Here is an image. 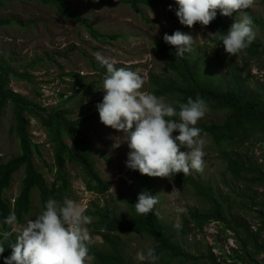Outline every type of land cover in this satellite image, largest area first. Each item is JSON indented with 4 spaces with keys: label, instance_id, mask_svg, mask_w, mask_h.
Here are the masks:
<instances>
[{
    "label": "rangeland",
    "instance_id": "obj_1",
    "mask_svg": "<svg viewBox=\"0 0 264 264\" xmlns=\"http://www.w3.org/2000/svg\"><path fill=\"white\" fill-rule=\"evenodd\" d=\"M70 10L79 16L88 18L94 28L100 34L121 33L120 38L109 40L94 39L85 26L79 23L74 17H62L52 8L40 5L33 0H10L0 4V19H16V22H7L0 25V59L10 62L14 73L10 75L8 88L15 93L28 96L34 93L35 88L41 89L40 105L49 108L55 105L60 99V94L67 92L74 93V78L70 74L80 76H92L98 81L91 89L86 88L78 92L72 100L66 104L74 110L73 118L81 116H92L90 121L82 127L84 134L94 144L95 149L92 156V168L94 172L110 183V190L103 196H98L88 187V169L78 163L67 162V174L65 181L66 188L61 192L53 193L49 198L61 195L64 199L68 197L82 203L87 211L90 210V203L96 202L100 207L106 204L116 206L120 213L126 212V203L137 197L142 192L140 181L135 174L138 170H131L126 167L125 161L129 148L127 142H123L122 132L107 127L100 122L96 105L103 99L102 89L103 78L93 69L91 61L97 62L96 54L100 53L105 58L117 61L116 67L130 65L133 71L146 75L147 79L143 86L144 91L152 92L153 85L150 82L151 76L164 77L171 74L168 60L155 54V41L164 40L165 33L171 35L176 30L190 34L194 38L193 47L196 52L205 54L208 73H216L220 83L227 84L229 76V59L238 64L243 77L246 79L245 86L249 90L264 91V61L258 58L246 61L241 55L228 56L224 49L216 46L213 48L214 29L196 24L189 28L180 24L179 19H170L161 2H157L155 9L148 6H140L141 12L122 3H93L87 0H67ZM255 20L264 23V0H255L252 8L247 10ZM242 13H233L228 16L230 25L239 19ZM255 32L254 41L264 43V29L252 25ZM253 41V42H254ZM68 50V52H66ZM66 52V53H65ZM41 59L36 66H31V60ZM29 64V66H28ZM59 64H62L61 67ZM28 73L34 78L27 82L21 78L22 74ZM66 94V93H65ZM154 94V93H153ZM55 95H59L56 97ZM55 96V97H54ZM157 96V95H156ZM162 97L166 103L174 102L171 98ZM87 99V102L84 101ZM30 120L29 132L32 141L37 145L33 154V161L44 175L47 188L51 189L53 184L58 183L56 175L58 168L54 157L56 146L49 140L48 134L40 124L33 112L26 113ZM226 112L208 108L205 116L196 125L208 126L211 123H222L226 120ZM16 123L13 114L12 104H9L0 120V156L6 161L20 153L18 139L14 132H11V125ZM246 132V131H245ZM242 132L238 142L222 143L216 146L209 136H204L206 152L205 166L203 172L193 170L188 176L201 184L209 186L223 202L224 213L229 220H240L247 223L252 231H256L261 225L258 210L264 202V182L254 181L255 174H243L234 176L227 169L225 155L233 158L238 156L246 161L248 165L260 167L264 173V139L262 132L253 134ZM178 135V132H174ZM65 145H70L68 137H63ZM24 169L14 174L12 186L6 190L4 197L11 201V209L14 210L16 198L22 188ZM156 194L159 198V214L162 223L176 235L174 240H180L185 248L194 253H213L218 261H225V256H230L232 249L242 253L241 246L234 233L227 230L224 224L214 221L204 231L198 229L190 233L181 232L183 224L193 227L190 219L191 210H198L205 214L214 204L203 196L202 189L198 191L194 185L176 180L170 181L167 178L156 177ZM174 195L170 196V192ZM58 201V200H57ZM59 203H62L58 201ZM32 204L34 209L23 214V220L17 226H26L30 219H34L43 210L40 198L35 192ZM98 222L97 217L93 218ZM93 246L99 250L109 248L104 244L103 231L96 227ZM239 239L244 238V232L239 229ZM118 240L124 252L133 264H148L136 259V253L145 250L155 243L145 234L118 235ZM259 242L264 244V231L261 233ZM251 244L250 241L247 242ZM222 252V253H221ZM225 255V256H224ZM6 256V253L0 255ZM254 257L264 264V252L255 253ZM169 264H191L192 261H180L174 259ZM229 262V261H228ZM88 264H94L92 258ZM156 264H167L158 259ZM199 264H210L203 260ZM242 264H257L255 261L244 256Z\"/></svg>",
    "mask_w": 264,
    "mask_h": 264
},
{
    "label": "trees",
    "instance_id": "obj_2",
    "mask_svg": "<svg viewBox=\"0 0 264 264\" xmlns=\"http://www.w3.org/2000/svg\"><path fill=\"white\" fill-rule=\"evenodd\" d=\"M7 0H0V4ZM10 1V0H8ZM36 3L52 8L56 13L62 17H74L78 19L79 23L83 24L87 31H89L96 40H103L104 37L111 40L112 38H120L121 33L116 34H100L94 28L90 20L84 16H79L70 10L67 0H33ZM93 3H122L132 7L137 12H141L140 6H148L155 9L157 2H162L166 7L169 0H87ZM172 10H168L170 19L175 20L177 16ZM248 15H250L248 13ZM252 17V16H251ZM253 24L264 29V23L255 20L253 17ZM7 22H16V19H0V25ZM197 26H201L199 23ZM230 22L225 19V16L217 12L216 18L207 26L215 30L213 43L220 49H224L222 42L218 40V36L226 34L230 28ZM193 47V44H192ZM155 53L166 58L170 65L171 74L160 77L151 76L150 82L153 85L152 92L157 96H166L173 100L174 107L179 111L176 101L186 103L188 97L196 98L197 95L202 97L208 108L213 110H222L226 112V120L222 123H211L210 125L201 126V135L209 136L212 142L220 147L222 143H242L238 142V137L241 133L253 134L254 132H262L264 139V91L257 92L249 90L245 84L246 79L243 77L241 70L238 68L237 62L229 59V76L227 84L223 88L220 79L216 73H208L206 69L207 56L196 52L197 49L192 48L191 51L186 52L183 57L177 56L174 46L165 43L164 40L155 41ZM68 52V50L66 51ZM65 52V53H66ZM246 61L249 59L258 58L264 61V43L254 41L247 49L246 54H239ZM38 59V58H36ZM41 59H32L31 66H36ZM63 67L62 64H59ZM93 69L98 73L105 74L106 69L101 67L98 62L91 61ZM29 66V64H28ZM132 69V67H130ZM14 73L10 62H5L0 59V120L9 104H12L13 114L16 123L11 125V132H14L19 143L20 153L14 157L2 161L0 156V224H2L5 217L11 211V201L4 197L6 190H8L13 183L14 174L20 169H24L22 180V188L16 198L14 204V211L16 213L18 222L23 220V214L30 213L34 206L32 199L37 192L38 197L43 205L49 197L66 188L65 175L67 174V162L78 163L88 169L89 180L88 187L97 195H105L111 188L110 183L104 180L101 176H97L92 168V143L84 135L81 126L87 124L92 116H79L73 118L74 110L67 107V103L75 98L78 92L84 91L86 88L91 89L94 83L98 81L92 76H80L77 74H70L74 78L72 95L68 100H60L57 104L46 108L40 105L41 95L43 92L39 88L34 89V93L29 97L15 93L8 88L10 75ZM15 74V73H14ZM22 79L32 81V75L25 73L21 76ZM247 85V84H246ZM79 86V87H78ZM77 88V89H76ZM33 112L37 116L40 124L45 128L49 140L56 146L54 150V157L58 168L56 175L59 184H53L51 189L47 188L43 173L36 168L33 161V154L37 145L32 141V135L29 132L30 120L26 113ZM246 131V132H245ZM68 137L71 144L65 145L63 137ZM227 160V169L234 176H241L243 174H255L253 178L256 182H264V173L260 167L248 165L242 157L233 158L229 154L225 155ZM174 178L180 182L192 184L200 191L202 189L203 196L207 197L214 206L208 210L207 213L201 214L198 210H191L189 217L193 221L194 226L188 227L183 224L181 232L190 233L193 229L203 231L205 225L212 221L223 223L227 229H230L235 234L241 246L242 253L232 249L230 256H225V261H218V258L213 254L208 255L194 253L185 248L180 240H174L176 235L172 230L162 223L159 214L158 203L154 206L151 213L147 215H138L135 211V203L137 197L132 198L131 202L126 203V212L120 213L116 206H109L106 204L100 207L96 202L90 204V210L86 214L92 217V223L87 225L88 228L94 227V223L99 229L103 230L104 244L109 248L106 250H99L96 246H90L89 255L94 259V264H133V261L128 258V254L123 251L121 243L118 240V235L131 234L139 235L145 234L155 245L156 254L160 260L169 264L168 261L178 259L180 261H192L191 264H199L203 260L209 261L210 264H242L244 256L248 257L250 261L260 262L254 257L255 253L264 252V244L259 242L261 233L264 231V202L261 205L259 219L261 225L256 231H252L247 223L240 220H229L224 213L223 202L218 198L217 194L211 187L201 184L188 175L178 173ZM136 179L140 181L141 189L149 192L150 195L156 194L157 178L148 175H142L138 171ZM55 199L62 202L61 195L55 196ZM159 201V198H158ZM97 217L98 222H94L93 218ZM239 229L244 232V238L239 239ZM193 230V231H194ZM192 231V233H193ZM250 241L251 244L247 242ZM7 257L11 254V248L5 247ZM4 257L0 256V264H4ZM229 261V262H228Z\"/></svg>",
    "mask_w": 264,
    "mask_h": 264
},
{
    "label": "clouds",
    "instance_id": "obj_3",
    "mask_svg": "<svg viewBox=\"0 0 264 264\" xmlns=\"http://www.w3.org/2000/svg\"><path fill=\"white\" fill-rule=\"evenodd\" d=\"M254 4L255 0H169L166 7L162 3L168 10L174 6L175 21L179 19L180 24L189 28L197 23L207 27L218 11L228 22V16L242 13L226 34L218 36L228 56L246 54V49L254 41L253 19L247 14ZM163 39L174 46L176 55L180 57L191 51L194 43L190 34L180 30L171 35L165 33ZM216 46L214 44L213 48ZM96 60L106 69L105 74L98 72L103 78L100 89L104 92L102 101L96 105L99 119L105 126L123 133L121 137L129 148L126 167L138 170L142 175L170 181L178 173L189 175L193 170L203 172L205 140L196 125L208 111L206 101L199 95L195 99L190 96L186 103L176 101L177 111L162 97L142 90L147 77L130 68L134 66L116 67L117 61L105 58L100 53L96 54ZM72 95L74 93L64 92L55 96L60 97L59 102ZM174 132H178V135H174ZM93 145L92 153L97 151ZM169 194L174 195L172 191ZM157 203V196L143 191L138 194L135 211L138 215H147ZM86 211L82 203L68 197L62 203L49 198L40 214L28 220L23 227L17 226L16 213L11 211L0 224V255L6 246L11 248V254L3 258L4 264H88L92 259L89 252L93 244L90 232L95 234L96 228L87 227L92 223V217ZM209 224L205 225L203 231ZM136 259L156 264L159 256L155 248L149 246L138 251Z\"/></svg>",
    "mask_w": 264,
    "mask_h": 264
},
{
    "label": "bare ground",
    "instance_id": "obj_4",
    "mask_svg": "<svg viewBox=\"0 0 264 264\" xmlns=\"http://www.w3.org/2000/svg\"><path fill=\"white\" fill-rule=\"evenodd\" d=\"M74 86V85H73ZM79 87V86H78ZM77 89V88H76Z\"/></svg>",
    "mask_w": 264,
    "mask_h": 264
}]
</instances>
